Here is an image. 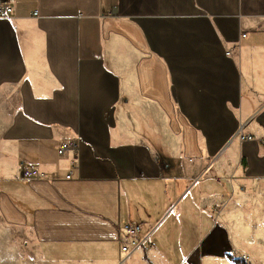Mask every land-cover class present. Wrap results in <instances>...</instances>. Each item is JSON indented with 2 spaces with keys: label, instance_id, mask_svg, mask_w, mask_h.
Returning <instances> with one entry per match:
<instances>
[{
  "label": "crops",
  "instance_id": "0c3cea01",
  "mask_svg": "<svg viewBox=\"0 0 264 264\" xmlns=\"http://www.w3.org/2000/svg\"><path fill=\"white\" fill-rule=\"evenodd\" d=\"M9 1L3 229L91 263L212 264L264 216V0Z\"/></svg>",
  "mask_w": 264,
  "mask_h": 264
},
{
  "label": "rangeland",
  "instance_id": "374dc122",
  "mask_svg": "<svg viewBox=\"0 0 264 264\" xmlns=\"http://www.w3.org/2000/svg\"><path fill=\"white\" fill-rule=\"evenodd\" d=\"M229 235L231 247L221 248L212 264H232L225 252L244 258L248 264H264V216H248L245 225L235 226ZM192 250L196 248H188L189 252ZM69 255L38 247L18 233L3 229L0 223V264H97L84 261L81 254L73 258Z\"/></svg>",
  "mask_w": 264,
  "mask_h": 264
},
{
  "label": "built area",
  "instance_id": "2783aa9c",
  "mask_svg": "<svg viewBox=\"0 0 264 264\" xmlns=\"http://www.w3.org/2000/svg\"><path fill=\"white\" fill-rule=\"evenodd\" d=\"M11 12H12V7L10 5V1L0 0V18H7ZM239 138L240 140H252L253 139L251 135H242V134L239 136ZM77 147H78L77 141L64 142L60 145L58 149V153L63 154L66 150H71L73 153H76ZM39 174L40 173L35 169L28 168V169L23 170V176L25 177L38 176ZM140 228H141L140 225L133 224V223H124L123 225H121V229L123 230V232H125L130 237L136 236V234L140 231ZM132 245L139 246L140 243H137V241H134L132 242ZM130 249H131L130 245H124L121 247V251L125 253L129 252ZM145 249H148V248H145Z\"/></svg>",
  "mask_w": 264,
  "mask_h": 264
},
{
  "label": "trees",
  "instance_id": "16d2710c",
  "mask_svg": "<svg viewBox=\"0 0 264 264\" xmlns=\"http://www.w3.org/2000/svg\"><path fill=\"white\" fill-rule=\"evenodd\" d=\"M226 258L232 263V264H248L247 261L242 257H236L234 254L227 253Z\"/></svg>",
  "mask_w": 264,
  "mask_h": 264
}]
</instances>
